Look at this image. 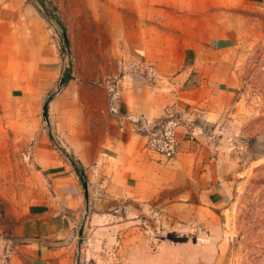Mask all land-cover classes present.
<instances>
[{"label": "crops", "instance_id": "0c3cea01", "mask_svg": "<svg viewBox=\"0 0 264 264\" xmlns=\"http://www.w3.org/2000/svg\"><path fill=\"white\" fill-rule=\"evenodd\" d=\"M42 3L55 8L56 21L36 0H0V86L10 88L19 134L49 178L25 210L28 239L19 251L12 254L0 237V264H22L20 255L34 264L97 257L100 264H216L224 244L207 243L218 236L190 231L211 229L213 207L230 196L221 156L203 129L215 123L216 100L233 80L222 40L207 44L171 31L165 37L173 39L161 43L159 0ZM246 3L264 13V0ZM60 27L70 56L63 86ZM169 47L178 58H167ZM168 108L184 118L169 162L147 149L135 126L141 118L159 123ZM164 211L172 228L189 233L185 241L146 236L145 218L159 221Z\"/></svg>", "mask_w": 264, "mask_h": 264}, {"label": "rangeland", "instance_id": "374dc122", "mask_svg": "<svg viewBox=\"0 0 264 264\" xmlns=\"http://www.w3.org/2000/svg\"><path fill=\"white\" fill-rule=\"evenodd\" d=\"M36 1L43 14L46 5ZM158 5L161 43L173 39L165 37L171 31L177 35L186 32L203 43L222 40V56L233 73L232 83L216 100L219 111L215 123L203 125L204 135L215 143L221 156V177L230 196L224 204L213 207L216 222L211 229L200 228L190 234L218 236L207 243L224 244L219 247L221 259L216 264H264V13L246 0H159ZM54 11L51 21L58 18ZM166 22L173 24L165 26ZM174 26L178 28L171 29ZM64 31L60 27L58 36L66 67L63 77H67L70 56ZM177 51L169 47L167 58H178ZM9 90L0 86V237L9 241L13 254L28 239L25 210L37 199L38 186L49 178L29 156L31 146L19 134L17 114L6 98ZM165 214L159 212L158 222L145 218L146 236L154 238L157 234L159 239L174 243L185 241L189 233L172 228ZM83 243L77 240L78 251ZM207 255L205 260L209 261ZM20 257L22 264H34L30 258ZM85 264H100L99 257Z\"/></svg>", "mask_w": 264, "mask_h": 264}, {"label": "built area", "instance_id": "2783aa9c", "mask_svg": "<svg viewBox=\"0 0 264 264\" xmlns=\"http://www.w3.org/2000/svg\"><path fill=\"white\" fill-rule=\"evenodd\" d=\"M184 118L171 108L159 123L135 120L136 128L147 138V149L167 162L173 160L178 152L179 131L184 126Z\"/></svg>", "mask_w": 264, "mask_h": 264}, {"label": "trees", "instance_id": "16d2710c", "mask_svg": "<svg viewBox=\"0 0 264 264\" xmlns=\"http://www.w3.org/2000/svg\"><path fill=\"white\" fill-rule=\"evenodd\" d=\"M54 10H55V8H52V10H51L49 7H45L44 11L42 10V13H43V15H44L45 17L49 18L50 15H51V13H52V11L55 12ZM52 17L55 19L56 16H52ZM69 77H70L69 74H67V80L69 79ZM51 139L53 140L52 137H51ZM57 147H58V146H57ZM62 152L65 153L63 150H62ZM67 157L69 158V161H71V162L73 163V165L75 166L77 172H78L79 175L81 176L82 181H85V175H84V173L82 172L83 170H79V168L77 167L75 161H73L72 157H70V156H67Z\"/></svg>", "mask_w": 264, "mask_h": 264}, {"label": "water", "instance_id": "95a60500", "mask_svg": "<svg viewBox=\"0 0 264 264\" xmlns=\"http://www.w3.org/2000/svg\"><path fill=\"white\" fill-rule=\"evenodd\" d=\"M63 37H64L65 44H66V45L69 44V41H68V37H67V33H66V32L63 33ZM67 46H68V45H67ZM67 74H68V73H67ZM65 82H67V77H66V76L62 78V81H61L60 84H63V83H65ZM47 110H48V104H46V105L44 106V108H43V118L45 119V121H47V119H48ZM84 186H86L85 183H84Z\"/></svg>", "mask_w": 264, "mask_h": 264}]
</instances>
